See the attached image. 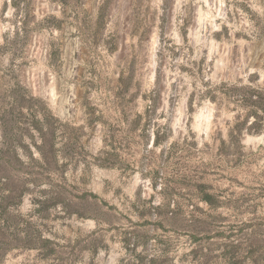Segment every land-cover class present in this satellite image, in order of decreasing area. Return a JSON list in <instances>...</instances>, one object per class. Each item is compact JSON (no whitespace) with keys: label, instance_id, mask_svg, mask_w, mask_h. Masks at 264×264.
<instances>
[{"label":"rangeland","instance_id":"obj_1","mask_svg":"<svg viewBox=\"0 0 264 264\" xmlns=\"http://www.w3.org/2000/svg\"><path fill=\"white\" fill-rule=\"evenodd\" d=\"M263 3L0 0V264H264Z\"/></svg>","mask_w":264,"mask_h":264},{"label":"bare ground","instance_id":"obj_2","mask_svg":"<svg viewBox=\"0 0 264 264\" xmlns=\"http://www.w3.org/2000/svg\"><path fill=\"white\" fill-rule=\"evenodd\" d=\"M151 47H153V46H151ZM151 47H150V49L152 50ZM150 49H149V50H150ZM150 59H151V58H150ZM207 109H208V108H207ZM208 110H209V109H208ZM207 113H208V112H207ZM200 116H202V115H199V117H200ZM207 116H208V115H207ZM207 116H205L204 119H207V118H206ZM205 125L207 126V124H205ZM256 140H257L256 137L247 138V141H250V142H255Z\"/></svg>","mask_w":264,"mask_h":264},{"label":"trees","instance_id":"obj_3","mask_svg":"<svg viewBox=\"0 0 264 264\" xmlns=\"http://www.w3.org/2000/svg\"><path fill=\"white\" fill-rule=\"evenodd\" d=\"M203 197H204L205 200H210V197L207 196V195H205V196H203Z\"/></svg>","mask_w":264,"mask_h":264},{"label":"crops","instance_id":"obj_4","mask_svg":"<svg viewBox=\"0 0 264 264\" xmlns=\"http://www.w3.org/2000/svg\"><path fill=\"white\" fill-rule=\"evenodd\" d=\"M254 2L257 3V0H254ZM263 2H264V0H263ZM252 3H253V1H252ZM263 4H264V3H263Z\"/></svg>","mask_w":264,"mask_h":264}]
</instances>
